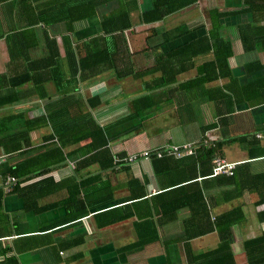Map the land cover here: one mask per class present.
Here are the masks:
<instances>
[{
	"label": "crops",
	"instance_id": "crops-1",
	"mask_svg": "<svg viewBox=\"0 0 264 264\" xmlns=\"http://www.w3.org/2000/svg\"><path fill=\"white\" fill-rule=\"evenodd\" d=\"M246 2L252 5L251 10L243 9ZM139 5L140 12H144L152 8V1L139 0ZM118 7L116 0L99 7L97 15L92 17L89 23L78 24L77 35H82L89 26L93 27V33H96V26L101 17ZM215 11L231 13L221 18L219 33L232 43L233 54L229 58V69L235 82L246 86L264 81V50L259 49L258 45V50L247 52L240 32V27L244 25L264 26V0H198L189 8L169 16L163 23L146 26L145 30L157 27L171 31L180 24H185L191 30L189 34L160 46V52L168 53L208 35L212 29V13ZM0 18H3L1 8ZM36 30L37 33H42L41 28L37 27ZM51 32L64 33L66 26L64 23L53 25ZM158 38L159 36H156V39ZM158 42L157 40V45ZM146 48L138 50L144 51ZM43 52V47H38L31 50V55L35 57L36 53L41 56ZM19 63L20 61L10 58L8 46L1 38L0 131L1 128L3 131L0 134V142L4 146L9 139H6L3 133L6 127L12 126L11 121L5 122L6 117L26 111L27 117L35 118L39 111L41 114L52 111L51 106L46 108L47 102H44L42 107L37 105L35 99L27 98L20 102L13 88L8 86L14 74L18 73L15 70ZM144 66L147 69L152 63L149 61ZM50 73L49 67L48 74ZM191 73L179 75L177 83L184 84ZM129 79L118 82L115 76H101L89 84L82 83L80 89L86 101L97 96L101 98V104L94 106L91 112L99 125L109 126L106 136L116 137L122 134L109 144L113 157L151 151L172 143L196 145L204 139L223 141L236 137L223 147L225 158L238 163L235 175L215 178L203 176V173H199V166L193 167L196 160L191 158V155L187 156L188 158L172 160L169 164L153 162L151 157L140 159L129 164L127 168L111 169L109 172L100 170L96 161L81 173L95 182V185L86 190V194H91L86 197L94 203L105 189L101 186L102 179H110L111 185L116 188L114 198H110V187H107V197L113 200L107 203L104 209L117 207L126 211V207L129 212L138 204L136 208L151 217L153 225L137 229V219L132 216L100 227L95 219L97 209H92L90 215L82 218L81 222H78L81 224L76 223L75 227L72 224H55L65 218L67 211L64 206L40 214L34 211L26 212L23 211L24 202L20 192L16 191L5 196L2 212L0 210L1 216L4 217L5 214L9 218H0V262L6 258L11 260L5 264H249L254 251L247 249L246 244L259 243L264 238V96L259 95L264 86H260L253 94L251 92L242 96V101L235 106L233 113L220 116L218 110L226 112L230 107L222 95L227 92L220 91L230 83L229 79L214 80L205 87L191 83L185 90L171 96L172 100L160 103L152 114L140 120L133 119L114 126L133 112L132 99L147 93L143 91L142 81ZM236 86L231 88L239 94ZM48 90L50 95L53 94L50 83ZM53 95L57 99L62 97L60 94ZM138 123H144L140 134L133 137L124 134ZM211 124H215L216 128L204 133L203 128ZM52 133L51 125L32 132L28 149L35 153L34 150L38 147L51 145L54 140L47 137ZM85 146L86 142H81L72 148ZM92 153L94 151H87L83 156L89 157ZM9 156L0 146V163L5 162ZM73 169L74 165L70 164L55 171V175L58 179H68L74 174ZM207 171L208 168L204 169L205 174ZM192 177L196 179L190 181ZM170 186L177 192L171 199L160 198L161 193L169 190ZM13 188H4V192H11ZM142 191L147 196L144 201L136 203L133 194ZM164 201H168L167 205ZM181 203L182 206L179 205ZM175 207H178L176 212H170ZM234 209L240 210L238 215H241V221L233 224L231 229L221 236L216 226V218ZM7 225H10L9 229H3ZM139 233L142 234L143 240H149L152 244L133 254L120 251L124 246L140 240ZM227 236L231 241L230 252L200 257L219 249L226 242ZM164 242L170 243L168 247ZM185 243H190V250Z\"/></svg>",
	"mask_w": 264,
	"mask_h": 264
},
{
	"label": "trees",
	"instance_id": "trees-1",
	"mask_svg": "<svg viewBox=\"0 0 264 264\" xmlns=\"http://www.w3.org/2000/svg\"><path fill=\"white\" fill-rule=\"evenodd\" d=\"M111 1L113 0H0L1 14H3V18H0V39L5 40L10 58L20 61L15 70L18 73L14 74L8 86L13 88L20 102L30 98L35 99L40 107L44 102H47L46 108L52 107L49 113L41 114L39 111L35 118L27 117L26 111L5 118V122L11 121L12 126L6 127L3 133L6 139H9L7 145L4 146L0 142L5 153L10 155L5 162L0 163L1 212L5 196L19 191L24 202L23 211H34L40 214L64 206L67 211L65 218L55 224H72L75 227L82 218L90 215L92 209H97L95 219L100 227L115 224L132 216L137 219V229L141 227L145 229L146 225H153L152 218L136 208L138 204L129 212L126 207V211L117 207L104 209L107 203L113 200L110 198H114L116 186L111 185L110 179H102L101 186L105 189L94 203L86 197L91 195L86 194V190L95 185L91 177L81 174L86 168L97 161L100 170L109 172L111 169L127 168L132 163L126 162L130 155L115 157L111 155L110 142L122 134L116 137L106 136L109 126L99 125L91 112L94 106L101 104V98L97 96L84 100L80 93L82 83L89 84L97 77H105V75L115 76L118 82L129 78L142 81L143 91L147 93L132 99L133 112L116 122L114 126L133 119L140 120L152 114L160 103L172 100L171 96L185 90L191 83H198L205 87L214 80L229 79L230 83L220 91L227 92L226 95L224 93L222 95L225 103L230 107L226 112L218 110L217 113L220 116L233 113L235 106L242 101L240 99L242 96L251 92L253 94L260 86H264V81L246 86H240L235 82L229 69V58L233 54L232 43L219 33L221 18L231 13L220 11L212 13V29L208 35L192 40L168 53L160 52V46L189 34L191 30L185 24H180L171 31L152 28L151 34L146 39L151 45L144 50L148 51V56L152 55V67L137 70L136 61L139 56L141 58L139 52H145L130 51L127 34H134L138 27L163 23L169 16L189 8L198 0H151L152 8L144 12H140L139 0H116L119 7L101 17L96 26V33L79 38L78 24L89 23L91 18L97 15V9L108 5ZM251 8L252 5L246 2L243 9L251 10ZM133 14L137 16V19ZM60 23L65 24L66 32L52 33L51 26ZM37 27L41 28L42 33H37ZM240 32L247 52L258 50V45H260L259 49L264 50V26L244 25L240 27ZM156 36L159 38L156 39ZM38 47H43L44 52L41 56L35 53L36 56L33 57L31 50ZM49 67L50 74H48ZM188 72L192 73L187 81L184 84H178L179 75ZM148 77L151 78L148 79ZM49 83L52 85V93L60 94L61 98L57 99L53 94H49ZM233 85H237L239 94L231 88ZM259 95L264 96V90ZM143 124L138 123L126 130L124 134L131 137L140 134ZM49 125L52 126L53 133L47 139H52L54 142L45 148L38 147L33 153L32 149H28L30 134ZM214 128H216L215 124L205 126L203 132L206 133ZM1 131H3L2 128ZM234 139L236 137L223 141L204 139L193 146L191 154L185 155L182 153V148L188 143L183 145L172 143L147 152L150 153L151 160L158 161L159 164L165 162L169 164L172 160L188 158L191 155L190 157L196 160L193 167L199 166L201 170L199 173H203V176L228 177L225 174L214 175L213 169L217 158L230 162L225 158L223 147ZM81 142H86L85 148H72ZM177 147L179 148L176 149ZM87 151H94V153L89 157L83 156ZM13 154H17L15 157L18 158L13 157ZM135 154L141 156V152ZM11 159H17V161L12 162ZM70 164L74 165V174L68 179H58L55 171ZM237 166L238 163L233 175ZM207 168L208 171L205 174L204 169L207 170ZM11 177L16 181L6 185ZM107 177L109 178V175ZM81 178L83 179L80 180ZM195 179L196 177H192L190 181ZM108 186L110 198L106 194ZM170 187L159 197L171 199L177 191L174 187ZM4 188L13 189L5 193ZM133 196L137 200L135 202L139 203L140 200L144 201L147 195L142 191L134 192ZM167 202L164 201L165 205ZM169 204L172 203L169 202ZM179 205L182 206L183 203ZM177 208L169 211L175 213ZM166 212L165 210L164 215ZM238 213L240 210L234 209L216 218V226L221 236L227 232L226 230L229 231L233 224L241 221V215ZM0 218L9 220L5 214L4 217L0 215ZM219 224H221L220 227ZM9 226H4L3 229H9ZM139 234L140 240L124 246L120 251L133 254L152 244L149 240H143L142 234ZM225 240L226 242L219 249L200 257L224 251L230 252V237L227 236ZM169 244L164 242L166 247ZM185 244L189 246L190 243ZM246 248L254 251L249 264L264 263V238L259 243L248 242ZM9 260L5 258L0 264H5Z\"/></svg>",
	"mask_w": 264,
	"mask_h": 264
},
{
	"label": "rangeland",
	"instance_id": "rangeland-1",
	"mask_svg": "<svg viewBox=\"0 0 264 264\" xmlns=\"http://www.w3.org/2000/svg\"><path fill=\"white\" fill-rule=\"evenodd\" d=\"M135 19H137V16L135 15L134 17ZM95 19V18H94ZM146 28L145 27H138L136 29V32L133 34H127L129 37V45H130V51L133 50L135 53H138L139 51L141 50H138L139 48H142V47H147V46H150L151 43H149V41H146L147 39V36L151 33L150 30H145ZM94 31L93 27H88V30L87 31H84L82 33V35H78V37H85L87 35H90L92 34ZM145 53H142V52H139L141 53V58L139 56L138 60L136 61V64H137V70L138 71H141V70H145L146 66H144L145 64H148L149 61L152 63V55L148 56V51H144ZM147 56V58H146ZM142 63V64H141ZM152 67V66H150ZM108 74V73H107ZM107 76L105 75V78ZM130 80V79H129ZM137 81V80H136ZM139 82V81H137ZM127 85H129L128 83H126ZM142 86V84H141ZM132 88V87H131ZM133 89V88H132ZM129 94V93H127ZM145 151L141 152V155L144 153Z\"/></svg>",
	"mask_w": 264,
	"mask_h": 264
},
{
	"label": "built area",
	"instance_id": "built-area-1",
	"mask_svg": "<svg viewBox=\"0 0 264 264\" xmlns=\"http://www.w3.org/2000/svg\"><path fill=\"white\" fill-rule=\"evenodd\" d=\"M193 146L194 145H192V144L184 145L182 148L183 155L191 154L193 151V149H192ZM178 148L179 147H177L176 149H178ZM159 156H160V154H159ZM150 157H151L150 153L146 151L141 156H139L138 154L130 155V157L128 158V160L126 162L135 163V162L139 161L140 159H150ZM235 166H236V163L227 162L224 159L217 158L215 160V166L213 169V173H214V175L225 174L227 176H231L234 173ZM15 181H16L15 178L11 177L6 182V185H9Z\"/></svg>",
	"mask_w": 264,
	"mask_h": 264
}]
</instances>
